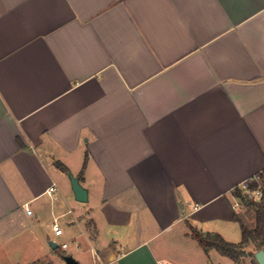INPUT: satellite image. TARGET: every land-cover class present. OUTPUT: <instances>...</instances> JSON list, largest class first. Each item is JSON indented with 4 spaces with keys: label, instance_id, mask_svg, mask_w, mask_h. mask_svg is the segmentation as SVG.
Wrapping results in <instances>:
<instances>
[{
    "label": "crops",
    "instance_id": "1",
    "mask_svg": "<svg viewBox=\"0 0 264 264\" xmlns=\"http://www.w3.org/2000/svg\"><path fill=\"white\" fill-rule=\"evenodd\" d=\"M263 170L264 0H0V264L46 254L70 174L86 264H220L188 222L228 241Z\"/></svg>",
    "mask_w": 264,
    "mask_h": 264
},
{
    "label": "rangeland",
    "instance_id": "2",
    "mask_svg": "<svg viewBox=\"0 0 264 264\" xmlns=\"http://www.w3.org/2000/svg\"><path fill=\"white\" fill-rule=\"evenodd\" d=\"M255 197V196H254ZM255 198H258L257 196ZM71 199H73V201H70ZM83 205L84 203H82L81 201H78L77 199H75L74 195L72 196V192L70 194V199L68 200V204H67V209H71L72 211L65 217L62 219H58V223L60 224V226L63 229L64 234L62 236H55L54 232L51 233V229H52V223L50 222L49 218L46 217H40L39 219V223L38 226L41 228L42 231L49 233L50 236V240L56 242L58 245L62 244L63 242H68L69 243V248L64 251L62 249H53L50 244L49 241H46V254H44L42 256V258H40V260H37L35 263L33 264H67L66 261L64 260L65 256H73L75 259L80 258V255H84V258L81 260V264H86V263H92L91 260V255L89 253H83L81 254V249H77L74 246L73 240H75V237H77V242L79 244H81V246L83 247V239L78 238V234L80 233V226H79V222L80 225H84L86 223V216H85V212L83 211ZM239 208L241 211V217L243 219V221L249 226V227H253L254 223H255V215H254V208L253 207H248L246 204L244 205L243 202H240ZM79 217L78 221H75L74 218ZM227 239L230 242L233 243H239L241 242L242 239V231L240 228V223L237 221L236 223H234L233 227H230V230L227 234ZM225 238V237H224ZM246 248H250L252 250H254V244L251 245H247L245 246V250ZM33 250H27L28 252H34L36 251V248H32ZM27 253L26 255L29 256L32 253ZM218 254V253H216ZM222 258L223 261L220 262V264H246V261L244 258H242L241 262L236 263L234 262L232 259L223 256V255H218ZM31 257V256H30ZM20 258V257H19ZM246 259H249L246 257ZM251 259L253 262H256L255 256H254V251L251 252ZM162 263L164 264H168L167 261L164 262V260H161ZM9 264V262L7 263ZM179 264H190V263H179Z\"/></svg>",
    "mask_w": 264,
    "mask_h": 264
},
{
    "label": "trees",
    "instance_id": "3",
    "mask_svg": "<svg viewBox=\"0 0 264 264\" xmlns=\"http://www.w3.org/2000/svg\"><path fill=\"white\" fill-rule=\"evenodd\" d=\"M57 166L63 171H69L68 168L61 162H56ZM261 179L262 193L259 200L251 198L240 187L235 188L234 195L248 207L254 208L255 223L253 227H249L237 213L235 220L240 223L242 231V239L239 243L227 241L219 233H203L194 225L188 222L190 228V236L203 248L205 252L211 249L216 250L223 256L232 259L234 262H241L245 255V246L249 243H254L257 249H264V170L257 174ZM246 186L249 190L254 191L260 187L255 180L249 179L246 181ZM59 248H57L58 250Z\"/></svg>",
    "mask_w": 264,
    "mask_h": 264
},
{
    "label": "built area",
    "instance_id": "4",
    "mask_svg": "<svg viewBox=\"0 0 264 264\" xmlns=\"http://www.w3.org/2000/svg\"><path fill=\"white\" fill-rule=\"evenodd\" d=\"M252 180H255L256 182L259 183L260 187L254 191H251L247 188L246 186V182L243 183L241 189L248 194L251 198L255 199V197H260L262 190H261V179L258 175L254 176L253 178H251ZM56 188V184H52V186L47 190V192L49 194H51ZM255 196V197H254ZM26 210L29 214L32 213L31 209L26 205ZM52 229L54 232L55 236H62L64 234L62 227L60 226V224L58 223L57 220H55L52 224ZM74 246L75 248L79 249L80 248V244L77 242V240H73ZM58 247L64 251H66L69 248V243L68 242H63L62 244L58 245ZM92 253H93V258L97 259L98 255L96 253V251L94 249H92Z\"/></svg>",
    "mask_w": 264,
    "mask_h": 264
},
{
    "label": "water",
    "instance_id": "5",
    "mask_svg": "<svg viewBox=\"0 0 264 264\" xmlns=\"http://www.w3.org/2000/svg\"><path fill=\"white\" fill-rule=\"evenodd\" d=\"M71 180V187L74 192L75 198L78 201L86 202L88 200V191L87 189L80 183L79 178L69 175ZM52 248H57L58 244L54 241L49 242ZM255 258L258 264H264V249L260 248L255 253ZM65 261L67 264H78V261L73 256H66Z\"/></svg>",
    "mask_w": 264,
    "mask_h": 264
}]
</instances>
